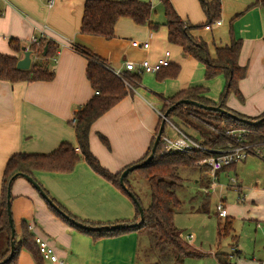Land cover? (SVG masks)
Segmentation results:
<instances>
[{"label":"crops","instance_id":"1","mask_svg":"<svg viewBox=\"0 0 264 264\" xmlns=\"http://www.w3.org/2000/svg\"><path fill=\"white\" fill-rule=\"evenodd\" d=\"M84 1L54 0L48 7L47 0H0V53L21 58L22 47L28 45L33 35L59 44L51 59L53 76L49 80L14 83L0 80V188L2 172L11 154L50 153L62 142L76 146L73 119L80 106L91 97L93 89L86 77L87 60L74 49V44L95 53L113 67L122 66L126 60L137 63L147 58L154 62L166 50L169 51L168 59H180L179 54L168 49L165 29L154 32L126 17L116 21L114 36L110 39L80 33ZM143 1H150L153 7L159 3V0ZM254 1L221 0L223 16L228 21L226 33L224 22L213 24L211 29L203 27L211 32L213 27L216 30V36L211 38L212 56L216 46L229 42L230 29L235 38L241 39L237 62L246 67V74L238 83L242 99L237 101L230 96L226 106L247 116L264 112V26L261 8L253 5ZM171 3L176 13L191 23L206 18L198 0H171ZM193 30V35L198 34L203 39L201 31ZM11 38L18 40L20 48L10 46L8 40ZM132 40L147 41L149 45L147 48L134 47ZM181 61L190 62L192 66L188 78L181 77L179 72L175 78L151 82L149 89L144 86L149 85L146 78L153 81L150 76L154 73H143L146 78L141 74L138 86L126 89V94L92 123L88 134L89 149L104 168L116 172L139 160L156 133L159 121L156 111L162 101L158 94L168 97L180 89L194 86L191 81L195 69L203 76L200 62L192 57ZM251 73L253 80L249 79ZM202 84L208 88L206 96L217 101L224 77L218 75ZM100 135L106 138L107 144L102 142ZM236 164L219 172L228 175V170L232 169L235 173ZM32 175L50 197L78 219L110 223L131 219L136 213L131 199L83 160L68 173L33 170ZM240 185L239 191L244 190ZM10 192L15 232L19 233L21 221L25 220L33 226L31 233L47 240L61 261L43 259L40 264H136L139 233L93 240L58 217L23 177L12 181ZM257 223L260 222L257 221L255 227L260 228ZM192 238L188 237V243L191 244ZM233 250L236 254L239 252L235 247ZM16 264L37 263L23 248Z\"/></svg>","mask_w":264,"mask_h":264},{"label":"trees","instance_id":"2","mask_svg":"<svg viewBox=\"0 0 264 264\" xmlns=\"http://www.w3.org/2000/svg\"><path fill=\"white\" fill-rule=\"evenodd\" d=\"M198 1L206 15V20L202 23L193 24L189 20L181 18L176 13L171 0H159L165 16L164 25L167 28L166 38L169 43L179 46L184 54L189 55L203 65L204 79L210 80L215 76L222 75L224 77V86L218 95L217 101L209 99L206 96L208 88L201 85H194L180 89L168 97H161L163 102H168V104H164V106L161 107V110L166 111L174 102L179 101L180 99H192L204 105H218L237 117L252 122L235 119L226 113L184 103L179 104L170 110L167 115L168 117L171 114L181 117L182 113L179 109L180 107L186 106L195 111L206 114L218 122L215 124L216 132L209 131L205 128L197 131L200 141L208 147L211 152L191 150L187 153H160L162 144L159 141L152 159L135 168L148 181L151 200L149 205L146 208H143V221L138 225H132L139 219L138 206L132 201L127 191L123 189L119 182L121 171L130 164L116 172H110L104 168L91 153L88 142V134L92 123L121 99L126 94V89L123 86V82L106 66V61L88 49L74 44V49L84 55L87 60L86 77L93 89L91 97L80 106L74 116L73 128L76 146L69 142H62L50 153L16 152L8 157L2 172L0 188V245H2L0 248V264H16L18 253L20 249L23 248L32 255L37 264H40L43 260L38 251L37 245L34 242V234L28 229L27 222L22 220L19 233L17 234L15 232L13 254L9 259L4 261L9 254L10 247V226L6 209L7 183L10 177L16 172H22L33 176V170L68 173L73 170L76 163L80 160L85 161L95 173L111 182L120 191L127 195L134 204L136 213L131 219L117 220L110 223L78 219L71 215L53 197H50L46 190L43 189L62 211L69 215L70 218H73L82 224L88 226L123 224V226L114 229L101 230L82 228L71 222L69 218L61 215L46 202L48 207L58 217L76 230L91 236L93 240L114 237L129 232H137L139 234L147 233L150 250L158 253L159 262L152 264H182L186 257L202 256L204 254L186 241L173 222L174 210L180 206V201L175 194V189L180 181L177 170L181 166L194 165L197 160L214 153L213 151L226 149L237 144L234 138L224 134L223 128L245 129V140L250 143L264 141V120L256 122L259 118L264 117V112H261L256 116H247L237 113L226 106V100L230 93H233L236 97L242 99L238 83L240 79L245 76L246 68L245 66L239 65L237 62L241 39L235 38L230 29L229 42L222 46H216L214 48V56H212L206 42L193 35L191 32L193 29L204 27L205 25H210L209 29H211V26L220 16V0ZM253 5H259L262 15H264V0H255ZM153 11L154 7L150 1L85 0L79 32L82 34H90L110 39L114 36V25L120 17L129 18L136 24L146 25L150 30H155L158 28L159 23L151 19ZM8 42L13 48H20L17 39L11 38ZM44 46H46L45 53H43ZM58 48L59 44L54 40L43 36L39 37L37 44L32 43L28 47V49L31 50L32 55L31 65L28 69H19L16 67V62L18 60L16 56L0 53V80L8 81L10 83L18 81L49 80L53 76L51 59L56 55ZM179 72L180 66L176 63L170 62L168 65L161 67L155 72V78L157 80L175 78ZM130 74V76L136 78L140 77L139 74ZM160 120L161 119L159 118L155 129L156 132L159 128ZM100 138L102 142L107 144L105 137L100 135ZM153 140L154 137L152 138L146 153L134 163L141 162L149 154ZM76 147L78 150H76ZM232 166L233 165L224 167L221 170ZM126 176L124 177L125 185ZM127 188L130 191V188ZM224 218L223 223L218 222L217 224L218 238L231 234L232 231L231 218L229 216ZM232 237L235 238L233 235ZM215 255L218 264H231L230 254L217 253Z\"/></svg>","mask_w":264,"mask_h":264},{"label":"rangeland","instance_id":"3","mask_svg":"<svg viewBox=\"0 0 264 264\" xmlns=\"http://www.w3.org/2000/svg\"><path fill=\"white\" fill-rule=\"evenodd\" d=\"M256 7L259 6L256 5ZM151 19L159 23L158 28L152 31L158 32V30L163 28L166 30L167 36V28L164 25L165 16L160 3L154 7ZM205 20L206 18L197 23H202ZM218 20L224 22L225 27H223V29L224 33H226L228 21L224 18L222 9ZM261 23L262 26H264V15H262ZM195 29L201 31V35L211 54V49L213 48L211 38L212 35L214 37L216 36L215 28L213 27L212 32L205 30L203 27ZM196 36L201 38L198 34ZM167 47L171 52L180 55L179 61L178 59H169V61L171 60L173 63L180 66L181 77L185 79L188 78L191 74L192 66L189 64L190 62L183 63L181 60L190 56L184 54L177 45L169 43ZM130 75L131 74H129L127 78L128 82L134 87L138 86L139 78ZM142 75L143 78H146V75ZM192 76L193 80L191 81V85H203L202 83L207 81L204 79L201 72L199 75L198 69L192 72ZM199 76L201 79H199ZM150 77H152L153 81L146 78L149 85H144L149 89L151 82L154 83V81H159L155 78V73ZM249 77V79L253 80L252 73ZM141 84H143V82H141ZM123 86L126 89L124 83ZM230 96H233L232 98H235L237 101L241 100L233 93H230L227 99ZM158 98L161 100V95L158 94ZM160 102L161 106H159V109H161L164 104H168L167 101ZM179 111L182 113L181 117L171 114L169 117L167 116V122H164V125L170 122L181 131L190 134L197 140H200L197 131L201 129L205 128L209 131L216 132L215 124L218 122L208 115L186 106L180 107ZM227 129L229 128H223L224 134L232 137L227 132ZM166 131L170 135H174L172 129H167ZM165 151L164 146L161 145L160 153H165ZM177 173L180 177V181L175 189V194L180 201V206L174 210L173 222L184 238H186L188 234H191L193 237L191 239V245L198 251L204 253L202 256L186 257L182 264H218L215 257L217 253L231 254L230 259L232 264H251V262L258 261V259H264V159L249 155L243 162H238L236 164L235 173L232 169L228 170V175H223V173L219 172L215 181L216 185L212 190H210L208 185L210 178L207 174V167L199 160L192 166L179 167ZM231 177H233L234 182L230 180ZM239 185L242 186L244 190L240 189L241 191H239ZM126 186L129 187L130 192L137 197L143 208L149 205L151 200L149 184L137 169H133L127 174ZM243 193H245V195ZM219 202L224 204L232 220L231 234L225 235L222 238L217 237V224L218 222L223 223L225 219L224 217H219L216 213V204ZM257 221L260 222V228L255 227ZM232 235L235 236V238H233ZM138 243L136 264H152L159 262L158 253L152 252L149 248V237L147 233L140 234ZM1 246L2 245H0V248ZM233 247L239 250L237 254L233 250Z\"/></svg>","mask_w":264,"mask_h":264},{"label":"built area","instance_id":"4","mask_svg":"<svg viewBox=\"0 0 264 264\" xmlns=\"http://www.w3.org/2000/svg\"><path fill=\"white\" fill-rule=\"evenodd\" d=\"M53 2L54 0H47L48 7H51ZM220 23V20H216L214 22L215 25H219ZM204 28L209 29L210 25H205ZM32 43H38L37 36H31L28 45L25 47L28 49L29 45ZM131 45L134 47L147 48L149 44L147 41L140 42L138 40H132ZM168 55L169 51L166 50L164 55L157 58L154 62H150L147 58H144L137 63L131 60H126L123 62L122 66L119 67H113L108 64H106V66L124 83L126 89H133L134 86H132L127 79L130 73L139 75L143 73H155L158 69L170 63ZM157 114L161 120L164 119V121L167 122V116H164V112L161 109H157ZM167 129H172V131H174V135H170L166 131ZM227 132L235 139L237 144L226 149L213 151L214 153H211L199 160L207 167V173L210 178V189L216 185L215 181L217 179V173L224 167L235 165L236 163L245 160L249 155L258 156L264 159V141L257 143H250L246 141L245 129H227ZM159 141L164 146L166 150L165 153H183L191 150L210 151V149L202 144L200 140L195 139L188 133H184L170 122H168L167 125L165 124ZM76 150H78L77 147ZM230 180L234 182L233 177H231ZM216 213L219 217L227 216V210L222 202L216 204ZM256 226L260 227L261 225L260 223H257ZM28 229L31 231L33 226L28 224ZM189 236L191 235H187L185 239H188ZM33 238L38 251L44 260L61 262L55 254L53 247L47 242V240L37 234H34ZM256 264H264V259L257 261Z\"/></svg>","mask_w":264,"mask_h":264},{"label":"water","instance_id":"5","mask_svg":"<svg viewBox=\"0 0 264 264\" xmlns=\"http://www.w3.org/2000/svg\"><path fill=\"white\" fill-rule=\"evenodd\" d=\"M45 49L46 46H44L43 48V53H45ZM23 50V56L21 58H19L16 62V67L19 69H28L31 65V50L27 49L26 47H22ZM190 104V105H195L198 107H202L205 109H209V110H214V111H218V112H222V113H226L232 117H234L235 119H240V120H244L247 122H252L250 120H246L244 118H239L236 115L226 111L225 109H222L220 106L218 105H204L196 100H192V99H180L179 101L174 102L166 111H164V116H167L168 113L170 112V110H172L173 108H175L176 106H178L179 104ZM264 120V117L259 118L256 122L262 121ZM164 119H162L160 121L159 124V128L154 136V140L150 149L149 154L141 161V162H137V163H132L129 166H127L126 168H124L119 176V182L120 185L123 187V189H125L128 193V195L131 197L132 201H134L137 206H138V213H139V219L137 222H134L133 225H138L140 224L143 219H144V215H143V207L140 205L138 199L135 197V195L130 192L127 188V186L124 184V177L129 173V171L137 168L139 165L141 164H145L148 161H150L154 155V152L156 150V147L158 145V142L160 140V136L161 133L163 131L164 128ZM16 177H23L24 179H26L40 194V196L49 204L51 205L56 211H58L61 215H63L66 218H69L71 222H73L75 225L80 226L82 228H87V229H94V230H101V229H114V228H118L120 226H123V224H111V225H102V226H88L85 224H82L78 221H76L73 218H70L69 215H67L64 211H62L53 201L52 199L46 194V192L43 190V188L41 187V185L30 175L22 173V172H16L14 173L8 183H7V192H6V209H7V216H8V222H9V226H10V247H9V254L8 256L4 259L7 260L9 259L14 251V246H15V228H14V224H13V220H12V215H11V209H10V200H11V184L12 181L16 178Z\"/></svg>","mask_w":264,"mask_h":264}]
</instances>
